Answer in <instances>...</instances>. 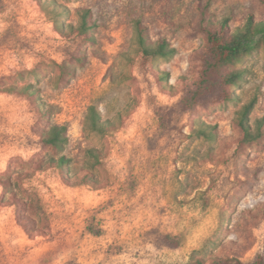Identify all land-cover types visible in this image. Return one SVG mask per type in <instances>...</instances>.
Instances as JSON below:
<instances>
[{"label": "rangeland", "instance_id": "374dc122", "mask_svg": "<svg viewBox=\"0 0 264 264\" xmlns=\"http://www.w3.org/2000/svg\"><path fill=\"white\" fill-rule=\"evenodd\" d=\"M251 15L263 0H0V264L264 258V135L244 144L238 124L251 101L264 121V45L232 67L233 100L182 103L202 17ZM138 20L174 55L146 58Z\"/></svg>", "mask_w": 264, "mask_h": 264}, {"label": "trees", "instance_id": "16d2710c", "mask_svg": "<svg viewBox=\"0 0 264 264\" xmlns=\"http://www.w3.org/2000/svg\"><path fill=\"white\" fill-rule=\"evenodd\" d=\"M202 20L205 21L204 32L207 45L198 55L200 68L197 79L186 82L183 88L182 103L187 109L194 105L233 100V87L240 84L245 70L232 67L241 62L245 55L253 53L264 45V20L255 21L252 15L243 26L237 27L235 30L230 29L228 19L213 23L203 16ZM90 27L89 15L86 12L82 29L86 31ZM137 31L139 46L146 58H168L174 55L176 49L167 39H160L157 42L151 40L148 29L141 20L137 21ZM253 107V101L245 104L238 118L244 144L257 141L264 135V121L260 120L257 130H254L249 124V115ZM93 123L95 126H99V118L95 111ZM66 129V126L54 125L49 130H45L42 133L43 143L54 147L63 145L67 140ZM60 162L63 163L64 158H60ZM191 264H264V258L259 256L253 262H243L236 257H217L211 263H206L203 259H196Z\"/></svg>", "mask_w": 264, "mask_h": 264}]
</instances>
